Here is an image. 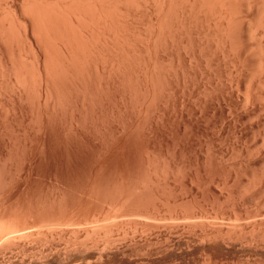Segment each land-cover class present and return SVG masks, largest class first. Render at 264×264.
Instances as JSON below:
<instances>
[{
	"label": "rangeland",
	"instance_id": "obj_1",
	"mask_svg": "<svg viewBox=\"0 0 264 264\" xmlns=\"http://www.w3.org/2000/svg\"><path fill=\"white\" fill-rule=\"evenodd\" d=\"M191 18L159 50L154 98L133 73L134 89L110 83L41 127L25 101L0 98V203L40 233H19L29 251L5 242L19 258L55 264L32 249L52 242L60 264H264V71L244 27L221 43Z\"/></svg>",
	"mask_w": 264,
	"mask_h": 264
},
{
	"label": "bare ground",
	"instance_id": "obj_2",
	"mask_svg": "<svg viewBox=\"0 0 264 264\" xmlns=\"http://www.w3.org/2000/svg\"><path fill=\"white\" fill-rule=\"evenodd\" d=\"M252 8L258 12V15L256 14L258 16L256 24H252L246 18ZM255 11L254 13H256ZM191 17L198 18L200 21L203 20L204 25L213 29L212 32L214 34L212 32L211 34L215 36L216 41L219 38L221 43L228 39L229 36L231 37L234 32L231 39L229 38L233 41V37L237 35L235 34L237 28L239 29H237L239 35L246 31L247 39L244 37L245 39L243 40H247L251 49V52H248L251 53V57L256 62L254 67L256 66L261 72L264 71V0H0V77L3 78L0 83V98L7 103H23L25 101L35 111L36 118H38L37 125L41 127L39 124H42L43 120L44 122L45 120L46 122L55 120L60 109H63V107L66 109L65 106L67 107V105L71 106L73 103H80L79 105L82 107L88 106L97 95L102 94L103 96V93L111 85L110 83L113 85V82H118L117 84L127 85L128 87L132 85L131 88L134 89V83L131 84V79H134L131 76L133 73L140 74L139 76L143 77L141 80L137 74H134L137 76V78L134 76L136 79L140 78L139 84L144 80L143 83L148 86V88L145 86L143 89H150L152 93L156 85H158L156 72L160 61L159 50L168 48V44L173 45L174 33L177 34L180 31L181 34L182 30L186 29L185 31H187L189 29L188 26L194 22L192 20L189 23V20L193 19ZM196 22L199 23L197 20ZM141 25H145L144 29L140 28ZM186 25L188 28H186ZM240 25L245 30L243 28L242 30L239 27ZM240 29L242 32H240ZM223 43L226 44L225 42ZM226 46L228 47V45ZM232 47L230 46L231 50L233 49ZM246 47L247 49L249 48L247 45ZM134 80L133 82H135ZM153 93L151 96L154 95ZM14 107L16 106L14 105ZM22 114L26 115L25 112ZM6 210L3 204L0 203V245L3 246L4 243V247H2L4 252L6 250L4 248L9 244H11V247L14 245L16 249L23 247L21 251H24L27 246H23V235L20 236L19 233L22 232L24 236L29 237L32 234L30 238L39 236L40 233L38 234V231L37 235L33 234L32 230L29 231L30 233L24 231L28 227H32L28 224L33 225L37 219L34 218L35 221H33L31 218L33 223H30L29 216L25 218L23 214L21 215L22 218H19L20 215L8 214L9 212L7 213ZM38 222L40 223V221ZM46 225H48V222ZM9 231L12 237H6L9 235ZM16 233L21 237L18 240L13 239V236L16 238ZM41 234L46 237V233L45 235ZM104 236L107 235L104 234ZM35 237L31 240H35ZM3 238L8 240L5 239L4 241ZM23 239L25 238L23 237ZM5 242H9V244L5 245ZM11 247L8 246L7 249ZM43 247H32V249L37 250L39 255L36 256H39V259L40 257L46 258V256H49L47 253H53L54 256L52 254L50 256L55 257L56 261L54 262L59 264L62 262L58 257L62 247L59 251L57 243L52 244L51 242L46 248ZM0 250L2 251V249ZM13 250L10 249L9 251L14 253ZM27 250H31V247ZM17 251L16 253L18 254ZM11 252L6 255H3L4 253L0 255V264H38L36 260H27L26 262L22 257L19 258L16 253L12 254ZM56 257H58V261ZM39 259L37 260L40 263ZM53 259L51 258L52 261ZM41 260L43 262L47 261H44V258H41ZM52 261L44 264H54ZM69 262L71 260L66 263L68 264ZM73 262L75 264L76 261L73 260Z\"/></svg>",
	"mask_w": 264,
	"mask_h": 264
}]
</instances>
